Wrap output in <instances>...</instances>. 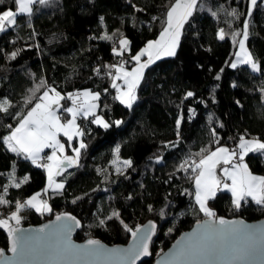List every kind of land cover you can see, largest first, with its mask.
<instances>
[{"label": "trees", "instance_id": "obj_1", "mask_svg": "<svg viewBox=\"0 0 264 264\" xmlns=\"http://www.w3.org/2000/svg\"><path fill=\"white\" fill-rule=\"evenodd\" d=\"M174 2L48 0L35 4L30 17L20 16L15 27L0 32V100L7 98L12 105L0 112V137L9 134L8 125L17 126V113L26 114L32 106L24 101L41 79L62 95L83 89L99 92L96 115L111 125L103 128L92 123L91 116L79 118L84 130L81 140L87 147L81 149L78 163L56 178L64 188L42 192L52 211L41 214L25 207L20 212L22 225L42 223L69 211L82 221L76 240L92 237L112 245L129 240L131 232L125 224L134 230L149 221L156 225L149 244L152 257L139 264H152L180 232L206 217L194 201V177L178 170L181 163L201 149L207 155L218 146L217 139L219 146L230 149L241 135L264 140V0H257L254 8L249 0H198L197 10L181 31L176 54L155 59L144 69L133 106L115 99L117 90L105 66L122 60L126 70L135 66L130 57L148 41L157 40ZM5 8H15L12 0L0 4V11ZM233 9L238 17L229 14ZM245 21L249 25L245 46L260 64L259 72L248 65L230 66L239 48L231 34L242 33ZM220 29L228 34L224 40L218 38ZM106 34L113 39H101ZM123 37L130 42V52L118 57L112 48ZM12 52L18 54L9 59ZM188 92L194 96L185 98ZM71 102L62 99L61 106ZM177 119H181L179 140ZM117 120L122 121L118 126ZM170 144L175 147H166ZM117 147L118 160L131 161L122 172H114L110 162L117 159ZM65 154H73L68 146ZM244 159L251 173L264 176V154L249 153ZM13 162L15 181L28 178L19 188L11 186L7 176ZM45 179L43 167L0 143V195L9 201L2 208L9 211L17 201L26 202L43 189ZM5 185H10L7 193H3ZM208 207L220 216L264 218V207L250 199L236 209L225 190L218 191ZM114 212L119 218L100 226L99 221ZM7 240V230L0 228V249L8 247Z\"/></svg>", "mask_w": 264, "mask_h": 264}, {"label": "snow or ice", "instance_id": "obj_2", "mask_svg": "<svg viewBox=\"0 0 264 264\" xmlns=\"http://www.w3.org/2000/svg\"><path fill=\"white\" fill-rule=\"evenodd\" d=\"M48 0H12L15 8H5L0 11V32H5L17 25L18 17H30L33 13V6L37 3L44 5ZM250 5L254 8L257 6V0H249ZM0 4H4V0H0ZM198 8V0H175L166 12L165 26L157 40L148 41L145 47L140 49L130 59L135 62L136 66L128 71L125 69V62L122 60L119 64L107 65V75L112 77V88L117 90L115 97L121 104L128 108L133 106L136 101V88L143 78L144 69H146L154 59L161 56H174L180 42L181 31L186 23H189L194 11ZM251 9L249 10V14ZM238 17L235 9L229 13ZM216 15L215 12L212 13ZM102 19V18H101ZM155 19V18H154ZM248 22L245 21L242 33H232V39L239 45V51L235 53L236 61L231 63L232 68L238 65H248L253 72L261 71L260 64L254 60L252 54L247 50L245 41L248 39ZM228 34L224 29L218 31V38L224 40ZM243 36L238 41V36ZM101 39L112 40L113 37L105 35ZM130 42L123 38L118 41V47H113L112 52L115 56L123 57L125 52H130ZM18 53L9 54V59H14ZM147 57L142 62V57ZM98 73L100 69L96 70ZM219 79V77H217ZM117 80H123L124 87L116 83ZM42 94L36 96L37 92ZM30 95L25 98V105H32L26 114L17 113L19 122L15 128L8 125L9 134L0 137V143L6 146V150L22 156L25 160H30L33 164L41 161V153L45 148L52 149L51 155L46 157L47 162L39 163V167L47 170L48 188L62 190L63 182L55 180L56 176L66 169L78 163L81 149L87 146L81 140L79 147L73 148L75 156L65 154V144L61 143L58 135L63 133L69 144L74 137H82L83 130L77 124V118L88 119L92 117L91 122L103 128H109L111 125L102 116L96 115L95 109L98 107L100 93L85 90L82 93H68L62 95L55 87L50 86L43 79L34 89L29 90ZM107 92V89H105ZM194 96L193 92L186 93V97ZM62 99H69L73 106L63 108L60 104ZM239 103V102H237ZM12 107L11 102L4 98L0 100V112H7ZM59 111L70 114V119L61 122ZM193 112L194 110L190 109ZM211 119V117L209 118ZM117 126L122 121L114 122ZM181 119H177V139L180 138L179 128ZM223 127V125H221ZM216 135V130H212ZM218 146L215 150L208 151L204 155L206 149H201L199 153H195L186 159L179 166L178 170L198 173L194 177L195 181V201L202 212L208 219L198 230L185 237L177 246V252L174 253L173 264H248V262L259 255L264 254V229H257L253 226L246 225L242 221H229L223 217H217L216 213L208 207V201L216 197L218 191L227 190L233 197V205L236 209L242 207V201L247 202L248 198L256 205L264 207V176L253 175L244 158L249 153L264 154V141L258 138H245L241 135L238 143L234 148L227 146H219V140L214 141ZM175 147V144L166 145ZM57 152L63 154L57 155ZM117 159L119 147L116 149ZM198 158V159H197ZM123 166L131 165L130 160L121 162ZM187 166V167H186ZM221 167L223 177L230 180L220 178L216 174L217 167ZM12 171L7 173L10 185L16 188L21 187L27 182L25 177L20 182L15 181V163L11 165ZM117 172H122L117 167ZM3 187V193H7L8 187ZM45 189V191L48 190ZM41 193L31 196L26 202H16L15 208L7 218H0V228L7 230L10 237V251L14 254L12 258H5L6 264H11L12 260L17 258L21 260H31L36 258L48 261H61L64 264H73L76 260H99V259H127L132 264L139 256L147 255V243L151 234L155 231L156 225L151 227L143 234L141 228L133 231L126 224L124 227L132 233L134 239H139L138 244L128 250L121 251L119 249H105L98 240L89 239L86 246H78L71 243L70 236L74 228L80 227V221L74 216L63 214L57 215L56 220L61 223L52 227L49 231L48 225L38 230L35 235L25 234L24 229L20 227L23 217L20 212L25 207L34 208L35 211L43 214L51 212L52 209L47 201L38 199ZM9 201L4 195H0V205H7ZM151 210V206H149ZM163 216V212H161ZM113 217L119 218V213L114 212L112 216L106 217L99 221L103 226L106 220ZM14 222V224L12 223ZM122 222V221H121ZM171 231V230H170ZM0 257H4V249H0Z\"/></svg>", "mask_w": 264, "mask_h": 264}, {"label": "water", "instance_id": "obj_3", "mask_svg": "<svg viewBox=\"0 0 264 264\" xmlns=\"http://www.w3.org/2000/svg\"><path fill=\"white\" fill-rule=\"evenodd\" d=\"M71 168V167H70ZM70 168H66L61 175L56 176L60 177L62 176L63 173H65V171H67ZM63 214H68L71 216H74L77 220L80 221L81 226L74 228V230L71 233L70 236V240L71 243L74 245H78V246H86L87 245V241L89 239H95V238H87V239H83V240H76L75 237L77 235V233L81 230L82 227V221L80 218H77L75 215H73L71 212L67 211V212H60V213H56L53 217L46 219L44 222L42 223H37L35 225L33 224H29V225H20V227L22 229H24L25 234L28 235H35L37 234L38 230L41 228H44L45 225L49 226V229H45V231H49L52 227H54L55 225L61 223L60 221L56 220V216L57 215H63ZM217 217H223L226 220L229 221H237V222H243L246 225H250L253 226L254 228L257 229H264V218H260V219H256L254 221H250L247 220L245 217H241V216H232V217H226L224 215H218L216 214ZM207 217H204L202 219H199V221H196L193 223V225L185 231H182L178 234V237L175 238V240L172 241V243L168 246V248L160 253L157 254V256H155L153 259V263L152 264H173V258H174V253L177 252V246L178 244L184 240L185 237L189 236L190 234L196 232L199 228V226L203 225V223L205 222V220H207ZM151 223L149 221L144 222L143 224L138 225L136 228H134L133 231H135L137 228H141L142 232L139 235L143 234L145 231H147L150 227H151ZM154 232L151 234L150 239H148L146 241L147 243V251L148 254L147 255H141L139 256V258H137L134 262H132V264H139L142 261H146V260H150V258L152 257V252L149 248V244L153 238ZM98 240L100 242V244L105 248V249H119L121 251L124 250H128V249H132L134 248L138 242L139 239H134L132 236V233H130L129 235V240L126 243L123 244H112L109 245L106 242H104L103 240H99V239H95ZM8 247L4 249V257H0V264H6V260L5 258H12L13 257V253L10 251V246H11V240L10 237L8 236ZM11 264H64V262L61 261H48L45 259H41V258H36V259H31V260H21L19 258L12 260ZM73 264H129V261L127 259H123V260H116V259H99V260H92V261H88V260H76L73 262ZM248 264H264V254L257 256L256 258L250 260L248 262Z\"/></svg>", "mask_w": 264, "mask_h": 264}, {"label": "rangeland", "instance_id": "obj_4", "mask_svg": "<svg viewBox=\"0 0 264 264\" xmlns=\"http://www.w3.org/2000/svg\"><path fill=\"white\" fill-rule=\"evenodd\" d=\"M124 38V37H123ZM123 38H121V39H123ZM126 38V37H125ZM243 38V37H242ZM127 39V38H126ZM129 41V40H128ZM246 42V41H245ZM239 46V45H238ZM145 47V46H144ZM143 48V47H142ZM141 48V49H142ZM246 48H247V46H246ZM247 50H248V48H247ZM238 51H239V48H238ZM161 57H164V56H161ZM142 59H143V57H142ZM145 60V59H144ZM144 60H142V62L144 61ZM147 60V59H146ZM236 61V58H235V60H234V62ZM136 66V65H135ZM134 66V67H135ZM134 67H132V68H134ZM128 70V69H127ZM128 71H131V70H128ZM118 85H120L121 87H124V83H123V80H119V83H118ZM85 90H88V89H83V90H76V91H74L72 94H76V93H82L83 91H85ZM97 103V105H98V101L96 102ZM60 104H62V100L60 101ZM73 106V104H72V102L70 103V104H68L67 106H65L64 108H67V107H72ZM97 110H98V107L95 109V113L97 112ZM58 115H60V117H61V122L63 123V122H66L68 119H70L71 117H70V114H68V116L67 117H65V118H63L62 117V114L61 113H59V110H58ZM79 118L80 117H78L77 118V124L79 125ZM82 129V128H81ZM83 130V129H82ZM83 132H84V130H83ZM58 139H60V141H61V143H64L65 144V150H66V147L68 146L69 148H70V150H71V152H73L72 151V149L73 148H77V147H79V143H80V141H81V137H74V139L71 141V143L69 144V142H68V140H67V137H65L64 135H63V133H60L59 135H58ZM66 139V140H65ZM51 153H52V149H50V148H45L44 149V151L41 153V157L43 158L41 161H38L39 163H42V162H47L46 161V157L47 156H49V155H51ZM57 155L58 156H61V158H62V156H63V154H61V153H59V152H57ZM69 156H75V153L73 152V154L72 155H69ZM122 161H125V160H122V159H120V160H118V159H116V158H113L110 162H111V166H112V169H113V171L114 172H117L116 171V169H117V167H120L122 170L125 168V166H123V164L121 163ZM44 170H45V176H46V179H45V183H44V186H43V189H41L40 191H37V192H34L33 193V195L34 194H36V193H41L42 194V192H44L45 191V189L46 188H48V174H47V170L44 168ZM219 170L220 169H218L217 170V172H219ZM198 173H196L195 175H197ZM253 175H255V176H260V175H257V174H254L253 173ZM195 177V176H194ZM55 180L56 181H58V182H63V181H61V180H58V179H56L55 178ZM48 190H53V189H51V188H48ZM33 195H31V196H33ZM30 196V197H31ZM30 197H28V198H30ZM38 199H42V200H45V198H42L41 197V195H40V197L38 198ZM28 200V199H27ZM26 200V201H27ZM46 201V200H45ZM16 210V208L14 207V208H12L11 210H9V211H7V210H5L4 208H2L1 206H0V218H7L13 211H15ZM13 224H14V222H12Z\"/></svg>", "mask_w": 264, "mask_h": 264}, {"label": "crops", "instance_id": "obj_5", "mask_svg": "<svg viewBox=\"0 0 264 264\" xmlns=\"http://www.w3.org/2000/svg\"><path fill=\"white\" fill-rule=\"evenodd\" d=\"M160 36V35H159ZM159 36H158V38H159ZM157 38V39H158ZM152 41H154V40H152ZM146 59H147V57L145 56V60L144 61H146ZM155 60V59H154ZM134 67V66H133ZM132 69V68H131ZM131 69H128V70H131ZM254 139V138H253ZM262 141H264V140H262ZM215 150V149H214ZM208 154V153H207ZM244 163H246L245 162V159H244ZM218 169H220L219 170V172H217V170ZM248 169H249V167H248ZM250 170V169H249ZM251 172V171H250ZM216 174H217V176L218 177H220V178H222V179H224V180H226L228 183H231V181L230 180H227V178L226 177H223V173H222V171H221V167L220 166H218L217 167V169H216ZM253 174V173H252ZM195 191V190H194ZM225 191H227V190H225ZM229 192V191H228ZM230 193V192H229ZM230 195H231V193H230ZM231 199L233 200V197H232V195H231ZM248 199H250L251 200V198H248ZM194 201H195V195H194ZM248 201V200H247ZM196 202V201H195ZM242 203H243V201H242ZM197 204V203H196ZM198 206V205H197Z\"/></svg>", "mask_w": 264, "mask_h": 264}, {"label": "built area", "instance_id": "obj_6", "mask_svg": "<svg viewBox=\"0 0 264 264\" xmlns=\"http://www.w3.org/2000/svg\"><path fill=\"white\" fill-rule=\"evenodd\" d=\"M38 164H39V162H38ZM189 172H190V175L192 176V178L195 176V174L196 173H194V172H192L191 170H189Z\"/></svg>", "mask_w": 264, "mask_h": 264}]
</instances>
